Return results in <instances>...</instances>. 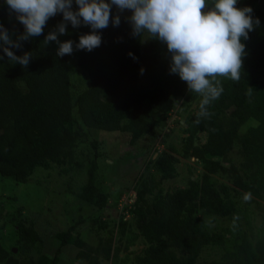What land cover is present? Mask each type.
<instances>
[{
    "label": "trees",
    "instance_id": "trees-1",
    "mask_svg": "<svg viewBox=\"0 0 264 264\" xmlns=\"http://www.w3.org/2000/svg\"><path fill=\"white\" fill-rule=\"evenodd\" d=\"M245 6L253 9V18L258 17L260 24L249 33L246 41L241 38L246 49L242 57L240 81L216 78L224 91L210 106L211 119L194 123L199 112L200 95L198 110L184 119L182 129L187 135L183 138L180 152L183 157H194L202 164L201 177L190 180L188 187L177 188L165 197L158 196L155 201L158 213L154 217L150 218L146 212L141 213V236L149 247L141 259L137 258V264H264V232L245 230L238 235L234 230L228 236L208 234L203 220L193 211L187 212L188 204L195 200L199 210L204 209L207 214L219 217H226L237 209V205L225 197L226 194L221 196L214 188L211 181L213 173H229L233 175L235 185L251 191L242 181L241 167H236L233 162H229L228 166L222 163L226 162L225 157L236 141L245 148L244 156L248 162L254 160L259 170L264 165V0H244L237 5ZM77 8L74 2L73 9ZM116 13L117 9L113 6L111 15L115 16ZM129 15V10L121 13L118 27L112 25L110 18L109 26L99 30L101 46L91 52L75 49L80 35L90 32L91 28L82 25L74 29L71 23L68 24V33L59 36L62 42H75L71 55L57 56L58 45L54 41L47 46L41 44L49 31L63 19L62 13L47 21L42 35L22 42L23 46L19 49H12L17 56L31 53L27 68L9 62L0 48V56L3 57L0 59V176L25 182L39 166L51 167L52 163L70 162L81 167L74 158L79 143L84 141L86 129L109 132L130 129L133 143L142 136L155 134V121L168 118L174 108V93L179 95L181 89L177 82L180 78L178 74L170 73L167 45L149 39V77L152 86L145 88L140 85L144 40L132 35L131 26L125 19ZM0 24L8 29L13 39L24 31L15 14H9L5 0H0ZM130 52L135 59L129 55ZM196 96L188 91L182 103L186 104ZM220 105L230 111L231 116L226 117L223 113L218 116L216 108ZM154 111L159 115L157 119L151 118ZM248 117H255L258 126L253 132L247 131L240 137L237 128ZM174 122L180 123V120ZM200 133L206 134L201 144L196 141ZM89 143L94 149L93 158L89 159L83 182L75 194L83 203L100 208L107 203L108 196L98 178L96 140ZM169 147L172 151H178L175 146ZM175 161V156L163 153L153 164L163 177H168ZM258 173L262 175L261 171ZM135 187L137 197L134 207L138 206L135 212H139L144 195L151 186L143 181ZM259 188L264 191V178ZM0 216L6 217L9 222L16 220L14 230L18 236L19 253L24 254L31 249V244L41 240L34 227L24 220L10 213H1ZM123 224L128 223L125 221ZM73 226L74 223L60 238L64 243L83 245L82 239L73 238ZM132 238L134 240L136 234ZM169 243L175 244L187 255L182 260L168 255L166 250ZM213 243L221 245L223 256L217 260L199 261L203 251ZM110 251L111 245L107 244L102 254L108 257ZM14 255L0 246V257L7 259ZM41 257L37 261L29 259L17 264H57L59 260L57 254ZM78 257H81L80 251ZM82 257L93 263L89 248ZM113 260L112 264L126 263L125 260L120 263L116 257Z\"/></svg>",
    "mask_w": 264,
    "mask_h": 264
},
{
    "label": "rangeland",
    "instance_id": "rangeland-1",
    "mask_svg": "<svg viewBox=\"0 0 264 264\" xmlns=\"http://www.w3.org/2000/svg\"><path fill=\"white\" fill-rule=\"evenodd\" d=\"M241 1L244 0H238L237 5ZM207 10L206 7L204 11ZM149 45L150 41L146 35L141 52L143 72L140 70V85L145 88L152 86L149 77ZM177 82L181 89L179 95L174 93V108L166 120L155 121V134L152 136H142L132 143L130 129L117 132L86 129L84 141L79 143L74 158L81 167L70 162L52 163L51 167L39 166L25 182H16L10 177L0 176V214L10 213L15 218L24 220L27 225L34 227L41 238L31 244L30 250L24 254L19 253L18 236L14 230L16 220L9 222L6 217L0 216V246L6 249L7 253L10 251L15 254L13 258L0 257V264H17L29 259L37 261L42 255L52 257L56 254L59 258L57 264H90L82 257L88 248L93 257L92 264H112L115 257L120 259V263L125 260V264H137V258L141 259L149 247L141 236V213L146 212L150 218L154 217L158 213V205L155 202L158 196L165 197L177 188L188 187L190 180H199L203 172L200 162L194 157L185 158L180 152L183 138L187 135L182 129L185 126L184 119L198 110L199 95L196 94L195 99H189L188 103L183 104L188 85L181 79ZM222 106L216 108L218 116L222 113L226 117L231 116V112ZM222 109L225 110L222 112ZM158 117L155 111L152 112V119ZM174 120H180V123H175ZM258 123L255 117L242 121L237 128L240 137L247 131L253 132ZM205 139L206 134L200 133L196 141L201 144ZM91 140H96L97 143L98 178L102 183L101 188L108 196L107 203L100 208L83 203L75 194L83 182L89 159L93 158L94 149L89 143ZM169 146H175L178 151H172ZM244 150L242 144L236 141L234 148L225 157L226 162L222 163L228 166L229 162H233L236 167H241L239 172L242 181L251 191L235 185L233 175L229 173L217 172L211 175L214 188L221 196L226 194L225 197L229 198L233 205H237L236 210L226 217H219L207 214L204 209L199 210L196 200L188 204L187 212L193 211L203 220L208 234L228 236L230 231L234 230H237L238 235L245 230L264 232V191L259 188L264 178V165H261L259 170L254 160L248 162ZM163 153L172 154L176 158L174 169L168 177H163L153 164ZM258 171H261L262 175ZM143 181L149 182L151 189L144 195L140 204L141 211L135 212L138 209V206L134 207L137 197L135 186H140ZM125 221L127 225L123 224ZM73 223L75 226L71 234L74 239H82L83 245L75 242L64 243L60 238ZM133 234H136L134 240ZM107 244L111 245L108 257L102 254ZM167 246L166 253L170 256L175 255L182 260L187 255L173 243ZM96 249L99 251L95 252ZM79 251L81 257H78ZM222 254L221 245L213 243L203 251L199 261L217 260Z\"/></svg>",
    "mask_w": 264,
    "mask_h": 264
},
{
    "label": "clouds",
    "instance_id": "clouds-1",
    "mask_svg": "<svg viewBox=\"0 0 264 264\" xmlns=\"http://www.w3.org/2000/svg\"><path fill=\"white\" fill-rule=\"evenodd\" d=\"M78 5L73 9V3ZM9 14L24 26V31L13 39L8 29L0 24V48L9 62L27 68L31 53L17 56L13 48H21L22 42L43 34L47 21L61 14L63 19L45 36L41 44L56 42V55L63 57L74 51V41H60L59 36L68 33V24L79 28L89 26L91 31L81 34L76 50L93 51L101 46L99 30L121 23L125 17L132 35L155 39L167 45L170 53V73L178 74L188 85V91L201 96L199 112L194 121L211 119L210 106L222 95L224 88L217 77H226L234 82L241 79L240 69L246 45L242 41L259 26L258 17L253 18L250 6L237 7L238 0H5ZM117 13L111 15L112 7ZM207 11H204L205 8ZM130 56L134 55L130 52ZM0 59H3L0 56ZM143 72V69L141 70Z\"/></svg>",
    "mask_w": 264,
    "mask_h": 264
}]
</instances>
